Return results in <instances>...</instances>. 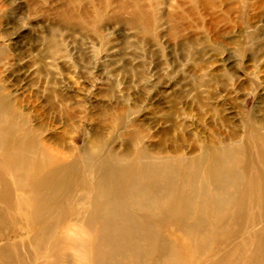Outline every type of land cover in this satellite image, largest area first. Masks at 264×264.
Returning a JSON list of instances; mask_svg holds the SVG:
<instances>
[{
	"label": "rangeland",
	"instance_id": "rangeland-1",
	"mask_svg": "<svg viewBox=\"0 0 264 264\" xmlns=\"http://www.w3.org/2000/svg\"><path fill=\"white\" fill-rule=\"evenodd\" d=\"M0 89L20 103L14 107L18 126L13 140L27 119L24 131L43 124L40 139L66 130L65 144L78 150L96 131L119 152L129 148L136 155L146 149L155 155L162 147L176 170L175 193L189 191L193 177L186 175L199 149L221 142L222 152L235 159L237 193L216 243L195 259L186 246L191 239L164 218L155 222L154 245L165 237L172 252L169 259H161L150 240L141 238L138 248L145 249L140 262L129 253L113 260L203 264L218 251L229 253L223 263L231 264L243 251L238 264H245L256 240L250 231L264 221L257 215V223L250 225L258 209L254 204L264 196V0H0ZM134 130L136 139L124 135ZM0 151L5 155L0 152V180L8 181L10 189L8 195L0 186L3 246L26 237L20 208L29 205L25 194L14 188L9 155ZM40 153L41 148L36 157ZM208 155L205 173L211 165ZM92 173L85 172L84 178ZM79 187L67 191L55 210L49 223L56 228L47 248L36 252L26 239L20 244L26 263L48 260L52 242L61 234L80 241L94 238V232L79 225L80 208L69 204ZM245 198L252 202L237 229L230 213L241 214L239 202ZM123 200L130 213L147 220L142 198L137 209L128 195ZM155 205L160 207V202ZM232 228L235 237L227 241ZM37 229L33 226L28 235ZM60 246L76 263L87 254L83 244L76 250L67 243Z\"/></svg>",
	"mask_w": 264,
	"mask_h": 264
},
{
	"label": "bare ground",
	"instance_id": "bare-ground-1",
	"mask_svg": "<svg viewBox=\"0 0 264 264\" xmlns=\"http://www.w3.org/2000/svg\"><path fill=\"white\" fill-rule=\"evenodd\" d=\"M2 91L0 89V149L9 155L6 160L11 168L14 188L25 194L29 207L20 208L24 212L22 217L26 225L22 230L27 232L26 237L0 246V264H28L26 263L28 256H22L19 253V246L25 242V239L36 252L45 249L51 237L53 238L52 234L56 228L49 222L55 210L63 203L61 200L66 199L67 191L74 186L82 187H79V193L70 197L69 204H75V207H78L76 210L80 208L79 225L87 232H94V238L90 241H80L74 236L61 234L52 242L51 249L49 245V259L40 261L38 264H121L113 260L114 256H126L129 253L138 259L142 255L145 248L139 249L141 246L137 245L141 238L149 239V245L159 253L160 258L167 260L172 253L167 239L161 236L158 238L157 246L154 245L155 222L164 218L174 221L178 231L191 239L186 246L195 259H201L206 249L216 243L218 236L225 229L224 223L229 219L226 214L227 206L234 201L233 195L237 193L233 190L237 186L234 182L237 179L236 171L234 172L235 168L233 169L235 159L222 152L221 149L225 148L220 146L221 142L211 141L207 148L203 146L199 149L196 156L191 159L195 164L186 175L193 177L189 191L175 193L176 170L172 157L167 155L162 147L155 155L150 154L146 149H141L136 155L129 148L119 152L96 131L88 134L84 145L78 150L65 144L66 130L60 135L40 139L41 131L44 128L46 130L43 124L33 125L24 131L27 119H24L21 124L22 134L18 139L13 140L15 124L17 125L14 117L17 108L14 107H20V103L14 100L11 94H2ZM174 127L178 129V125ZM135 130L124 135L134 140L136 139ZM40 148V156L36 157V152ZM74 153H79L80 158H76ZM207 153L211 155V165L208 173H205ZM2 156L5 155L2 153ZM90 171L93 173L85 179V172ZM76 180H79V185ZM7 182L2 178L0 186L3 192L9 195L10 189ZM124 195L130 197L136 209L139 204L138 199L142 198L144 205L141 206L149 212L146 221L128 211L126 205L128 202H124ZM155 201L160 202V207L155 205ZM248 202L246 198L244 202H239L241 214L230 213L234 228L238 229L241 225L245 217L243 214L248 209ZM254 206L258 209L253 213L250 225L256 222L257 215H262L264 219V196ZM60 222L59 225L62 224ZM262 223L259 229L250 231L249 236L255 237L256 240L253 247L248 250V259L245 264H264V221ZM33 226H39V229L28 235ZM234 228L226 232L227 241L235 237ZM195 238L198 239L196 243ZM63 243H67L75 250L83 244L87 248L86 256H82L76 263L73 254L63 252L60 246ZM227 255L229 256V253L221 254L216 251L212 258L204 261L203 264H224L223 262L228 258H226ZM238 257L232 259L231 264H238Z\"/></svg>",
	"mask_w": 264,
	"mask_h": 264
}]
</instances>
